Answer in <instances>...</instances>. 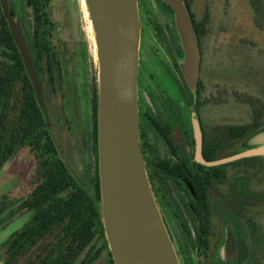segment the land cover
<instances>
[{
  "label": "rangeland",
  "instance_id": "374dc122",
  "mask_svg": "<svg viewBox=\"0 0 264 264\" xmlns=\"http://www.w3.org/2000/svg\"><path fill=\"white\" fill-rule=\"evenodd\" d=\"M15 2L18 16L22 23L23 18H26L29 28V21L32 19L30 9L25 0ZM165 4V0H139L140 14L142 12L146 18L150 17L162 25L167 21L184 47L176 12L169 13ZM85 10L87 8L83 6V0H49L53 52H56L64 78L62 101L55 102L53 107L49 106L52 118L50 130L64 162L73 173L79 174L91 186L90 191L95 198V187L90 183L96 173V158L91 142L92 117L88 79L92 83L93 79H98V61L94 51L95 40L89 30L90 18ZM193 10L197 20H201L207 13L210 16L208 31L201 45L203 58L199 75L201 74L205 83L203 96L219 95V99L224 97L226 100L225 104L210 105L204 109L205 127L210 128L218 122H253L255 117L250 104L237 99L235 92L246 93L264 101V26L256 24L250 0H194ZM150 30L155 36V29L150 27ZM156 56L153 57L154 60H157ZM185 62L184 58L182 66ZM144 99L152 104L149 95L145 94ZM262 145L264 117L258 127L244 139L234 143L227 153L231 156L233 152H243ZM160 146L163 147L162 144ZM162 151L167 156L164 147ZM38 165V160L31 156L29 146L17 152L0 170V200L3 194L17 198L30 190L33 180L40 178ZM226 172V177L217 183V189L224 192L230 186L241 182L263 197L256 208H250L248 215L256 220L258 228L254 239L257 244L255 260L257 264H264V155L231 163L226 166ZM154 193L162 213L167 214L181 263L224 264L223 251L219 246L217 249L213 246L211 250L191 247L189 239L181 233L179 221L163 191L158 187L157 193L155 189ZM28 217L29 214L16 216L10 225L0 228V245ZM218 217L215 216L212 225L214 242L222 238V221ZM190 225L193 229V223ZM193 231L195 233V229ZM221 240H218L220 244ZM0 264H3L1 254Z\"/></svg>",
  "mask_w": 264,
  "mask_h": 264
},
{
  "label": "flooded vegetation",
  "instance_id": "af4514ba",
  "mask_svg": "<svg viewBox=\"0 0 264 264\" xmlns=\"http://www.w3.org/2000/svg\"><path fill=\"white\" fill-rule=\"evenodd\" d=\"M165 7L169 13L176 12L168 3L165 4ZM141 18L143 22L139 74L141 146L153 190L155 189L157 193L159 187L163 191L168 204L173 208L174 214L179 221L180 231L189 239L191 247L197 250L199 248L211 250L213 246L215 249L219 246L223 251L222 260L224 264H257V260H255L257 244L254 243V239L258 228L255 222L256 220L249 216L248 213L250 212V208H256L259 205L263 197L260 193L252 192L248 186L242 185L241 182L234 184L232 187L230 186L224 192L217 189L216 185L226 177L227 165L239 161H246L250 158H258L262 155L243 157L235 161L213 166H208L198 161L197 137L199 130L201 131L203 139L202 151L204 158L208 161H215L228 156L227 151L232 146L229 142V137L224 136L222 146L214 148L211 153L208 151L207 154H205V139L214 127L236 123L218 122L210 128L205 127L203 120L204 109L210 105L225 104V98L219 99V95L204 97L203 91L205 89V83L201 78V74L199 75L196 88L193 89L190 86L182 67V60L185 58L184 47L180 44L179 39L167 21H165L164 25L159 24L150 17L146 18L142 12ZM191 20L196 31L195 22L192 18ZM23 23L25 25V21ZM150 27L155 29V36L152 35ZM28 29L26 28L25 33L29 34L30 31ZM196 35L202 65L203 53L201 45L206 34L199 38L196 31ZM155 56L157 60L153 59ZM53 61V85L50 86L48 84V76L44 74L40 76L38 73L43 86L48 110L49 106L53 107L55 102L62 101L63 99L61 88L64 78L56 52L53 53ZM156 65L157 68L155 67ZM93 80L92 83L88 79V86L92 117L91 142L96 158L94 141L95 112L93 110V102H95L96 98L98 102V82L96 79ZM145 94L150 96L152 104H149L144 99ZM254 117L256 118L255 113ZM50 119L51 126L44 127L48 131L42 137L41 141L47 136L53 138L50 130L52 127L51 115ZM161 144L165 148V154L167 156H164L162 151L163 147L161 148L160 146ZM37 145L38 142L34 146H30L29 144L21 145L18 148V152L25 146L30 147L32 158L38 160L40 178L33 180L34 182H32L30 190L26 191L24 195L12 198L8 194H3L0 200V228H5L10 225L12 219L16 216L29 214L28 219L19 228L10 233L1 243L0 254L3 264H7V260L10 257L8 246L12 236L20 232L34 213V209L28 208L24 204L43 181L45 172L42 157L37 150ZM56 145L60 155V148L57 143ZM215 150H217L216 153ZM237 153L239 152H233L230 155ZM209 154H215V158L209 159L207 156ZM61 159L63 160L62 157ZM72 174L91 194V186L84 182L79 174L77 175V173L75 174L73 172ZM90 183L95 187L96 198L98 192L97 158L96 173ZM98 203L100 205L99 209L101 210V223L104 225L101 184L100 200ZM163 214L173 238V231L169 226L167 214L165 212ZM215 216L221 218L223 231L222 238L214 242L212 225ZM191 223H193L195 233L191 228ZM218 240H221V244ZM45 241V238H42L38 242L30 245L19 242L17 244L18 251L16 252V259L13 260L14 264H44L47 256L55 253L49 252L47 248L51 246ZM90 253L91 255L95 254L97 257L87 264H94L96 262L98 264H116L107 240L105 227L104 231L102 228L98 229L95 240L74 258L72 264H86V256Z\"/></svg>",
  "mask_w": 264,
  "mask_h": 264
},
{
  "label": "water",
  "instance_id": "95a60500",
  "mask_svg": "<svg viewBox=\"0 0 264 264\" xmlns=\"http://www.w3.org/2000/svg\"><path fill=\"white\" fill-rule=\"evenodd\" d=\"M176 11L183 37V70L198 83L201 55L185 0H165ZM98 61V161L105 232L116 264H182L160 209L141 146L139 107L142 19L139 0H84ZM37 100L51 126L43 86L21 18L1 0ZM198 161L208 166L264 155V145L208 161L198 132ZM19 150V149H18ZM16 151V153L18 152ZM14 154V156L16 155Z\"/></svg>",
  "mask_w": 264,
  "mask_h": 264
},
{
  "label": "trees",
  "instance_id": "16d2710c",
  "mask_svg": "<svg viewBox=\"0 0 264 264\" xmlns=\"http://www.w3.org/2000/svg\"><path fill=\"white\" fill-rule=\"evenodd\" d=\"M255 13L256 24L264 26V0H250ZM10 9L18 17L15 0H9ZM32 19L29 29L23 23L33 55L35 67L41 76H48V84L53 85L52 68L53 46L51 41L52 23L48 11L49 0H25ZM194 0H185L186 8L196 25L198 37L208 31L209 13L201 20L196 19L193 10ZM26 18H23V22ZM237 99L247 101L255 113L253 122L244 124L218 125L205 139V154L222 146L224 136L229 137L231 145L244 139L258 127L264 117V101L246 93L235 92ZM217 101V99H215ZM95 112V151L97 158V197L73 176L70 169L61 159L58 147L52 137H42L48 131L44 128L46 116L37 100L35 90L28 75L20 49L12 35L8 19L0 0V170L14 156L21 145L34 146L44 165L43 181L25 202L28 208L34 209L29 222L15 233L8 246L10 257L7 264H14L17 244H32L45 238L51 247L44 264H72L74 258L91 244L101 223L100 180L98 173V102H93ZM217 150H215V153ZM209 159L215 154L207 155ZM106 242V240H104ZM95 254L86 256V264L96 258Z\"/></svg>",
  "mask_w": 264,
  "mask_h": 264
},
{
  "label": "bare ground",
  "instance_id": "6f19581e",
  "mask_svg": "<svg viewBox=\"0 0 264 264\" xmlns=\"http://www.w3.org/2000/svg\"><path fill=\"white\" fill-rule=\"evenodd\" d=\"M83 6L85 7V9H86V5H85V2H84V0H83ZM86 11V10H85ZM86 13L88 14V12L86 11ZM89 30H90V33L93 35V29H92V25H91V22H89ZM94 37V36H93ZM94 51H95V53H96V49L94 48ZM95 58H96V56H95Z\"/></svg>",
  "mask_w": 264,
  "mask_h": 264
}]
</instances>
